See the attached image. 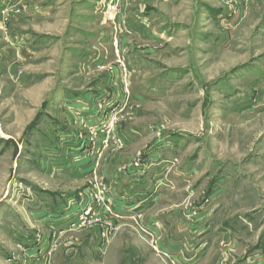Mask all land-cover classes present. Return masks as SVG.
Masks as SVG:
<instances>
[{"label": "rangeland", "instance_id": "1", "mask_svg": "<svg viewBox=\"0 0 264 264\" xmlns=\"http://www.w3.org/2000/svg\"><path fill=\"white\" fill-rule=\"evenodd\" d=\"M87 1L0 0V264L264 251V0Z\"/></svg>", "mask_w": 264, "mask_h": 264}, {"label": "crops", "instance_id": "2", "mask_svg": "<svg viewBox=\"0 0 264 264\" xmlns=\"http://www.w3.org/2000/svg\"><path fill=\"white\" fill-rule=\"evenodd\" d=\"M100 3H103V0H98V1L88 0L86 2L85 8L92 9L90 12L91 18H92V14L94 15L97 11H99L100 7L98 4ZM49 8L50 6L49 7L47 6L44 7L43 10H40L39 13L40 16L44 15L42 17L45 18L47 14L50 12ZM138 26L140 27V25ZM230 228L229 231L221 233V235L236 236L239 233L238 228L236 227H230ZM199 229H200L199 233H206L207 231V228L203 225ZM184 231H187V228H184ZM182 236L183 237H180L178 239H175V237L171 239H166L167 240L166 243L164 245L161 244L159 246L160 250H162L163 253L168 255L171 260L175 261L176 264H206L207 252L205 250L203 251L201 247L195 250H188V247H192L195 245L194 242L197 243V238L195 236L187 237L185 232ZM187 238L192 239V241H188L189 242L188 243ZM240 264H264V251H259L258 255L254 254L252 257L247 256L245 259H243V261Z\"/></svg>", "mask_w": 264, "mask_h": 264}]
</instances>
